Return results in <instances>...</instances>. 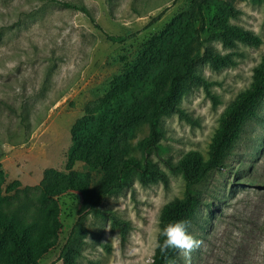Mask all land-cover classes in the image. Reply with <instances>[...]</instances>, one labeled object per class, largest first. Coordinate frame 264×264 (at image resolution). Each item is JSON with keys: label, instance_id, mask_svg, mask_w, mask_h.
<instances>
[{"label": "rangeland", "instance_id": "rangeland-1", "mask_svg": "<svg viewBox=\"0 0 264 264\" xmlns=\"http://www.w3.org/2000/svg\"><path fill=\"white\" fill-rule=\"evenodd\" d=\"M240 13L231 23L251 31L260 44L237 43L222 53L235 65L198 67L211 83L183 95V114L161 119L163 150L152 158L167 173V183L141 184L104 197L96 211L85 212L79 194L55 197L60 228L55 245L38 264H61L60 252L81 218L84 232L78 264H151L154 229L163 205L182 197L185 182L163 159L177 161L188 150L207 156L218 119L236 95L247 88L253 68L264 54V1L223 0ZM195 0H0V160L4 181L0 197L4 208L30 217L39 200L45 170L69 176L67 163L73 146L71 128L88 108L99 109L96 122L131 108L122 80L154 36L174 18L190 14ZM74 7H84L91 17ZM213 10H209L211 15ZM158 17L156 21L154 19ZM91 18L94 23L91 22ZM97 25V26H96ZM106 35L118 37L112 42ZM114 91L111 100L104 97ZM211 95V96H210ZM97 125L87 131L92 138ZM135 145L148 135L146 125L132 128ZM119 137V136H118ZM120 139V138H119ZM221 170L211 171L195 186L202 204L189 232L202 243L190 264H264V100L258 116L247 122L232 154ZM73 170L90 188L103 174L81 161ZM16 183V188H6ZM104 211L127 226L113 227ZM0 264H14L10 255ZM171 264H186L177 251Z\"/></svg>", "mask_w": 264, "mask_h": 264}, {"label": "trees", "instance_id": "trees-1", "mask_svg": "<svg viewBox=\"0 0 264 264\" xmlns=\"http://www.w3.org/2000/svg\"><path fill=\"white\" fill-rule=\"evenodd\" d=\"M74 8L91 17L84 7ZM209 10H213L211 15H208ZM239 13L228 1L195 0L190 14L177 16L160 35L153 37L122 80L124 90L132 100L131 108L100 122L92 117L99 109L95 108L92 112L86 109V114L77 119L71 128L73 146L67 163L69 176L60 175L52 169L45 170L38 197L41 204L34 208L30 217L20 215L18 210L5 209L7 199L0 197V259L10 255L14 264H38L42 255L55 245L60 228L55 201L57 196L67 192L77 193L83 202L82 209L92 212L96 211L104 197L130 187L135 180L144 185L167 183V173L151 155L152 152L159 155L164 148L161 119L173 114L182 115L181 97L194 87L201 86L210 94L211 83L198 71L199 65L218 68L236 64L232 56L237 53H222L211 43L219 42L223 48L233 49L237 43L257 46L261 42L251 31L231 23ZM91 22L94 23L92 18ZM106 36L112 42L122 41L118 37ZM251 78L249 86L239 92L220 115L206 157L197 150H188L177 161L163 159L170 172L181 174L185 190L182 197L170 200L161 208V229L181 220L190 221L191 225L195 222L196 211L202 204L200 192L195 186L211 171L221 170L227 165L226 160L232 154L244 126L258 116V108L264 100V54L253 68ZM114 94L111 91L104 99L111 100ZM95 125L100 128L99 133L92 138L86 137L87 131ZM139 125L147 126L148 135L133 145L129 141L130 133ZM75 160L102 171L103 176L96 187L90 188L80 180L73 170ZM3 181L0 160V183ZM15 184L9 185L6 191L15 189ZM103 214L113 227L124 229L127 226L113 213L104 211ZM83 235L79 218L61 249V264H78L76 257L80 254ZM163 239L159 237L161 243ZM176 253L177 250H169L165 256L155 249L151 264H171Z\"/></svg>", "mask_w": 264, "mask_h": 264}, {"label": "clouds", "instance_id": "clouds-1", "mask_svg": "<svg viewBox=\"0 0 264 264\" xmlns=\"http://www.w3.org/2000/svg\"><path fill=\"white\" fill-rule=\"evenodd\" d=\"M191 227V222L181 220L167 224L162 229L157 223L154 231L157 237L153 241V248L159 249L162 255H167L169 250H177L184 257L186 264H190L192 252L199 249L201 241L188 231ZM164 237L161 243L159 237Z\"/></svg>", "mask_w": 264, "mask_h": 264}]
</instances>
